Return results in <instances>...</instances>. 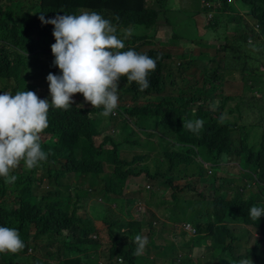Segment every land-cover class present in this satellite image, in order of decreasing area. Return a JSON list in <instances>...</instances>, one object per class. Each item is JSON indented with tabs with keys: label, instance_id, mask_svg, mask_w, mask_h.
Wrapping results in <instances>:
<instances>
[{
	"label": "trees",
	"instance_id": "obj_1",
	"mask_svg": "<svg viewBox=\"0 0 264 264\" xmlns=\"http://www.w3.org/2000/svg\"><path fill=\"white\" fill-rule=\"evenodd\" d=\"M207 1L211 6L193 0L191 9L174 13L175 24L195 33L199 32L200 12L212 16L210 26L204 28L209 29L206 40L214 42L196 51L192 43L181 42L184 37L169 18L162 21L164 14L173 10V0H0L2 92L34 91L48 83L49 73L61 74L53 65L54 26L43 23L41 15L48 20L57 14L95 11L116 27V35L125 43L121 51L134 49L154 59L159 57L145 91L121 77L118 118L100 115L103 106L84 108L83 96L67 110L50 107L48 127L40 134L47 161L32 169L22 161L11 170L10 174L18 177L14 183L5 184L0 177V226L18 229L25 245L17 253H0V264H6L8 258L10 264H100L102 231L109 238L108 264H157L158 259L162 264H201L190 254H180L193 253L202 246L218 264H239L241 259L264 264V215L257 221L248 215L253 205L264 207V101L254 108L249 104L254 101L249 97L264 94V0ZM164 23L172 29L165 47H184L178 56L156 48L147 35L132 30L147 32ZM126 31L130 33L127 38ZM229 31L234 38L229 39ZM138 41L143 43L133 46ZM245 71L250 72L245 75ZM228 72V77L239 72L242 76V92L237 96H226L222 91ZM142 100L148 103L138 106ZM216 101L218 106L213 109L210 105ZM197 119L204 122L198 132L183 128V120ZM128 127L131 132L127 134ZM125 133L136 139L129 140ZM104 134V144L98 146L95 138ZM236 144L232 158L242 168L239 174H231L221 165ZM134 148L148 154L124 160L123 152ZM205 164H210L213 175L208 182L214 191L212 200L202 198L197 202L199 208L192 211L191 202L179 207L161 200L179 181L208 178ZM219 171L227 177H218ZM140 177L150 183L139 195L149 219L134 225L123 219L111 220L107 208L98 219L102 223L82 216L99 195L105 204L126 209L124 214L130 218L133 198L128 200L124 193L129 182ZM185 189L194 191L191 183ZM173 197L176 200V193ZM154 201L160 211L170 212L174 224L187 222L184 229L190 224L195 234L185 230L183 235L172 237L171 246L157 244L160 234L153 228L157 220L151 209ZM232 224L251 225L259 237L253 242L250 231L238 233ZM149 227V233L141 235ZM137 234L147 237L148 244L142 255L133 256Z\"/></svg>",
	"mask_w": 264,
	"mask_h": 264
},
{
	"label": "clouds",
	"instance_id": "obj_2",
	"mask_svg": "<svg viewBox=\"0 0 264 264\" xmlns=\"http://www.w3.org/2000/svg\"><path fill=\"white\" fill-rule=\"evenodd\" d=\"M40 19L54 26L53 65L61 74L49 73L47 76L50 102L33 91L0 94V177L4 178L5 184L18 179L10 173L22 161L27 169L47 161L48 153L41 147L40 134L48 127L50 107L67 110L75 103L73 96L81 93L94 108L103 106L100 115L114 114L121 77H126L129 84L135 82L138 90L143 92L150 87L149 75L156 70L159 59L134 49L121 51L125 43L116 35V27L95 11L57 14L48 20L41 15ZM128 35L130 33L126 31L125 38ZM218 103L213 102L210 107L214 109ZM203 123L200 119L183 120V128L195 133ZM248 215L257 221L264 215V207L253 205ZM134 243L136 248L132 254L140 256L148 239L137 234ZM24 246L18 229L0 226V253H17ZM239 264H252V260L241 259Z\"/></svg>",
	"mask_w": 264,
	"mask_h": 264
},
{
	"label": "rangeland",
	"instance_id": "obj_3",
	"mask_svg": "<svg viewBox=\"0 0 264 264\" xmlns=\"http://www.w3.org/2000/svg\"><path fill=\"white\" fill-rule=\"evenodd\" d=\"M172 5H173V10L166 12L163 16L162 21L166 22V19L169 18L172 21L176 32L179 35H181L182 37H184V38H182L181 42L192 43L195 47H197L196 51H198V49L210 47L214 41L206 40L205 36L207 35L209 29L204 28V26L205 25L210 26L211 23L209 20L211 19L212 16H210V14H208V13L200 12L201 15L197 16V20L199 22L198 23L199 32L195 33L194 31H192L188 27H185L182 25H177L174 23V18L177 16L174 13H176V12L180 13V10H184V9H191L194 5L193 0H173ZM202 6L209 7V6H211V4L207 0H203ZM242 13L247 14L248 11L242 10ZM132 30H133V32L136 31L139 34L147 35L149 41H152V40L154 41L156 48H164L166 50H170L171 55L178 56L184 50V47H182V46L174 47V48L165 47V43L172 36V29H171L170 25L167 23L157 25L156 28L147 29V32H142L141 29H138V28H134V29L132 28ZM228 37H229V39L234 38L233 31H229ZM142 43H143L142 41H138L137 43H134L133 46H138V45H141ZM162 43H164V44H162ZM217 45L219 46L220 44L217 43ZM151 47L152 46H147L146 49H149ZM186 50L189 51V48H186ZM193 71H195V69H193ZM32 72H33V69L31 67H29V73H32ZM249 72L250 71H245L243 74L247 75ZM261 72H264V65H262V67H261ZM197 75H199V74H197ZM228 75H229V72L224 77L222 91L224 92V94L226 96H237L238 94H240L242 92V86H241L243 84L242 76H241L240 72L236 75V77H228ZM33 92H35L39 98L47 99V100H49V102L51 101V97L49 94V84L47 82H43L37 88V90H34ZM0 94H2L1 88H0ZM81 96H83V94L77 93L73 96V100L77 101L78 98ZM255 96L249 97V98L254 99L253 102H249L247 100L252 108H254L253 105L254 106H255V104L257 106L261 105L262 102L264 101V94H259L257 96V98ZM147 103H148L147 101L142 100L138 103V106H144ZM127 104H131V101L128 100ZM82 105L84 108H93V106L86 101H84L82 103ZM118 117H119V105L117 106L116 111L113 114V118H118ZM108 118H110V116H108ZM118 127L122 128L123 124L119 123ZM130 132H131V128L128 127L126 130V133L128 134ZM106 134H104L102 137L95 138L96 144L98 146H101L104 144ZM119 137L120 136L115 137V140H117ZM127 138L131 141L136 139L135 136L131 137V135H127ZM237 147H238V144L231 147L232 153L230 155H228V159L226 161H224L221 165V167H225V169L228 172H230L231 174H239L241 171V168H242L235 161V159L232 158V155H234L233 151L236 150ZM145 154H148V151L134 148L130 151L129 150L124 151L122 154V157L124 160H132L137 155H145ZM209 167H210V164H205V168L208 171V174H210L208 178L200 179L198 177H191V180L179 181V182L175 183L176 189L175 190L174 189L168 190L164 197H160L161 200L168 206L177 205L179 207H186L187 204L191 202L193 205L189 208V211H192L194 208H199V205L197 204V202L199 200H201L202 198H205L207 200H212L214 198V191L210 188V185L208 184V182L211 181L213 175H212V171L209 169ZM106 170H107V172L110 171V169L108 167H106ZM217 176L225 178V177H227V174L223 171H219L217 173ZM189 183L192 184V188L194 190L192 192H188L185 189V187ZM148 185H150V183L145 177L133 179L129 182V187H128L127 191L124 193V196L128 200L133 198V202L131 204L132 214H131L130 218H126V216L124 214L126 209L122 210L120 208H115V206H110V205L105 204L101 200V197L99 195H97V197L95 198V201L92 203V207L90 208L88 213L83 214L82 216H89L90 220L92 222H95V224H97V222L102 223V221H100L98 219L100 216H103L105 214L104 208H107L109 210L108 215H109V218L111 220H118V219L122 220L123 219L124 222H126L128 224L133 223V225L135 224V222H140V221L144 222L150 218V213L143 204H140L139 195H141V192H144L145 189H148L147 188ZM174 193H176V195H177L176 200L173 197ZM201 195H203V197H200ZM259 207H261V206H259ZM151 209H152V212H154L157 216V220H155L153 223L154 231H155V233L160 234V237L155 240L156 243L161 244V245L171 246L172 242L174 241L172 237H179V236L183 235L184 232H186L183 225L187 222H185L184 224H181V223L174 224L170 218V212L160 211L159 203L157 201H154V204L151 206ZM177 212L179 213V210H177ZM231 226L238 233H244L246 231H250L252 236H253V240H252L253 242H254V239H256V237H259V233L257 232V229L251 225L232 224ZM150 229H151L150 227L144 228L141 235L148 234ZM186 230H188L191 234L195 233V230L191 227L190 224H186ZM100 235H101V238L103 241V248L101 249V257L99 259V263L100 264H108L107 255H108V251L110 248V246H108L109 238H108V235L106 234L105 231H102ZM93 237L95 238L96 235H93ZM161 237H163V238H161ZM253 246H254V244L251 245L250 247H253ZM205 252H206V247L202 246L201 248H196L193 251V253L182 252L180 254V256H182L183 254H190V258L193 259L195 262L198 259H200L201 264H212V263L218 264L217 261H212V258H213L212 254H210V253L205 254ZM151 258H154L153 253L151 254ZM156 261H157V264H162V260L158 259ZM211 261H212V263H211ZM5 262H6V264H10L11 258H8ZM115 262L116 261H114L112 264H114ZM119 263L121 264L120 261H119ZM254 264H260V263L256 262Z\"/></svg>",
	"mask_w": 264,
	"mask_h": 264
},
{
	"label": "built area",
	"instance_id": "obj_4",
	"mask_svg": "<svg viewBox=\"0 0 264 264\" xmlns=\"http://www.w3.org/2000/svg\"><path fill=\"white\" fill-rule=\"evenodd\" d=\"M185 230H186V225H185ZM186 231H188V230H186ZM189 232V231H188ZM190 233V232H189ZM195 234V233H194Z\"/></svg>",
	"mask_w": 264,
	"mask_h": 264
}]
</instances>
